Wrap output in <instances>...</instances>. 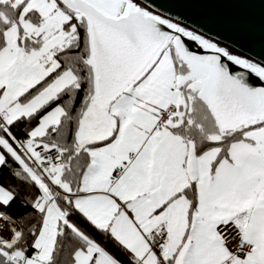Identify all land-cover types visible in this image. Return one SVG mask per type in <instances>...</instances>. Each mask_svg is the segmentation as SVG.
<instances>
[{"label": "snow or ice", "instance_id": "snow-or-ice-1", "mask_svg": "<svg viewBox=\"0 0 264 264\" xmlns=\"http://www.w3.org/2000/svg\"><path fill=\"white\" fill-rule=\"evenodd\" d=\"M0 264H264V60L155 0H0Z\"/></svg>", "mask_w": 264, "mask_h": 264}, {"label": "water", "instance_id": "water-1", "mask_svg": "<svg viewBox=\"0 0 264 264\" xmlns=\"http://www.w3.org/2000/svg\"><path fill=\"white\" fill-rule=\"evenodd\" d=\"M161 14L236 54L264 60V0H155Z\"/></svg>", "mask_w": 264, "mask_h": 264}, {"label": "flooded vegetation", "instance_id": "flooded-vegetation-1", "mask_svg": "<svg viewBox=\"0 0 264 264\" xmlns=\"http://www.w3.org/2000/svg\"><path fill=\"white\" fill-rule=\"evenodd\" d=\"M235 53V52H234ZM236 54V53H235ZM238 55V54H237Z\"/></svg>", "mask_w": 264, "mask_h": 264}]
</instances>
